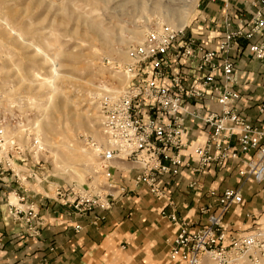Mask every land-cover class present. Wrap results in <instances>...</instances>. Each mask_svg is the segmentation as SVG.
<instances>
[{
	"label": "built area",
	"instance_id": "built-area-1",
	"mask_svg": "<svg viewBox=\"0 0 264 264\" xmlns=\"http://www.w3.org/2000/svg\"><path fill=\"white\" fill-rule=\"evenodd\" d=\"M240 0H208L218 6L215 20L202 19L200 29L185 35V28L157 24L145 30L141 41L129 51L130 62L120 72L128 78L126 87L101 102V130L104 144L98 148L99 169L109 183L115 162H128L136 171L133 185H144L156 199H165L163 181L175 178L180 169L197 163L195 172L210 165L218 167L239 161L240 178L264 181V127L250 124L237 104L241 88L237 81L235 53L245 49L264 72V0H252L249 7ZM218 3V4H217ZM120 68V66H118ZM264 115V99L258 104ZM202 132L204 140L187 160L192 135ZM236 142V146L231 143ZM21 148L8 138L0 121V182L5 173L20 181L17 162ZM123 191V188L120 189ZM61 204L78 213L108 210L113 198L56 189ZM215 195L214 190L209 191ZM9 198H12L10 200ZM242 203L237 189L222 190L217 199L219 212L209 213L208 224L191 231L186 222L171 213L161 216L177 226L168 259L172 264H264V226L254 227V216L246 215L242 226L251 231L234 236L222 224L232 207ZM9 216L34 231L41 222L39 210L24 191L6 198ZM40 264H47L45 262Z\"/></svg>",
	"mask_w": 264,
	"mask_h": 264
},
{
	"label": "rangeland",
	"instance_id": "rangeland-1",
	"mask_svg": "<svg viewBox=\"0 0 264 264\" xmlns=\"http://www.w3.org/2000/svg\"><path fill=\"white\" fill-rule=\"evenodd\" d=\"M207 3L0 0V121L21 148L16 172L29 182L24 193L54 198L56 189H68L69 196L70 189L76 196L116 191L107 189L109 178L99 169L102 99L126 87L119 69L147 28H185L188 36L201 28Z\"/></svg>",
	"mask_w": 264,
	"mask_h": 264
},
{
	"label": "crops",
	"instance_id": "crops-1",
	"mask_svg": "<svg viewBox=\"0 0 264 264\" xmlns=\"http://www.w3.org/2000/svg\"><path fill=\"white\" fill-rule=\"evenodd\" d=\"M250 1L240 0L239 4L247 8ZM217 9L215 3L203 6L208 20H215ZM235 67L241 88L237 102L240 114L250 124L264 127V115L258 112V104L264 99V72L245 49L236 51ZM203 140L201 131L193 133L191 144L183 153L187 160ZM231 145L236 146V142ZM240 167L236 160L195 172L197 163L190 161V166H183L178 176L165 178L166 197L158 200L146 186L131 183L136 171L130 163H119L112 171L116 191L108 210L78 213L62 206L59 197H32L26 193L40 214V225L34 231L9 216L5 207L6 198L13 192L26 191L29 182L23 184L21 180L14 185L6 173L4 182H0V264H172L168 254L178 228L163 218L162 212L173 213L196 231L207 226L209 213L219 212V193L232 188L241 192L242 203L224 214L223 226L234 236L246 234L251 231L250 226H243L238 232L236 227L246 222L247 214L254 216V227L264 226V181L240 178ZM210 190L215 191L214 196L209 195ZM67 199L72 202L75 198Z\"/></svg>",
	"mask_w": 264,
	"mask_h": 264
},
{
	"label": "bare ground",
	"instance_id": "bare-ground-1",
	"mask_svg": "<svg viewBox=\"0 0 264 264\" xmlns=\"http://www.w3.org/2000/svg\"><path fill=\"white\" fill-rule=\"evenodd\" d=\"M183 26V25H182ZM95 29H96V27H95ZM97 30V29H96ZM97 32H99L100 33V30L98 29V31ZM115 95V94H114ZM74 124V123H73ZM47 130L46 131H52V129L48 126L47 128H46ZM18 169V168H17Z\"/></svg>",
	"mask_w": 264,
	"mask_h": 264
}]
</instances>
